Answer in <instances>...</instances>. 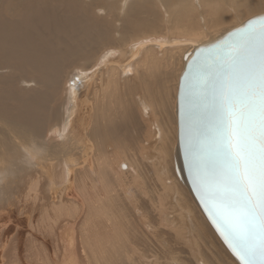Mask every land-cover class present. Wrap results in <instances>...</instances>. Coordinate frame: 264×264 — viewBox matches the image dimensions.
I'll return each mask as SVG.
<instances>
[{
  "label": "bare ground",
  "instance_id": "obj_1",
  "mask_svg": "<svg viewBox=\"0 0 264 264\" xmlns=\"http://www.w3.org/2000/svg\"><path fill=\"white\" fill-rule=\"evenodd\" d=\"M258 1L0 0V264H225L211 236L240 264L185 179L178 90Z\"/></svg>",
  "mask_w": 264,
  "mask_h": 264
},
{
  "label": "snow or ice",
  "instance_id": "obj_2",
  "mask_svg": "<svg viewBox=\"0 0 264 264\" xmlns=\"http://www.w3.org/2000/svg\"><path fill=\"white\" fill-rule=\"evenodd\" d=\"M261 23L245 42L227 46L211 83L206 194L219 201L244 264H256L257 256L264 264V18Z\"/></svg>",
  "mask_w": 264,
  "mask_h": 264
},
{
  "label": "water",
  "instance_id": "obj_3",
  "mask_svg": "<svg viewBox=\"0 0 264 264\" xmlns=\"http://www.w3.org/2000/svg\"><path fill=\"white\" fill-rule=\"evenodd\" d=\"M261 18L264 15L248 20L216 42L195 49L181 75L178 90V145L185 179L209 223L240 264H244L245 257L233 248L230 223L221 218L219 201L206 194L210 190L206 179L211 163L208 142L215 119L211 83L224 63L222 56L227 46L245 42L250 32L261 28ZM255 259L259 264L260 257Z\"/></svg>",
  "mask_w": 264,
  "mask_h": 264
},
{
  "label": "rangeland",
  "instance_id": "obj_4",
  "mask_svg": "<svg viewBox=\"0 0 264 264\" xmlns=\"http://www.w3.org/2000/svg\"><path fill=\"white\" fill-rule=\"evenodd\" d=\"M255 2H259V1H258V0H255ZM201 4H202V1H201ZM245 4H246V3H245ZM245 4H244V5H245ZM260 4H261V3H260ZM262 4H264V2H263ZM215 5H216V4L208 5L207 2H205V3H204V7H205L206 9H205L204 7H202V6H203V4H202V5L200 6V12L204 14V13L206 12V10L209 9V7H211V6H215ZM262 6H264V5H262ZM216 8H217V9H220V10L227 11V10H226L227 7L225 8V7L221 6V5H218V7H216ZM224 8H225V9H224ZM204 9H205V10H204ZM262 9H264V7H262ZM242 10H243V9H242ZM251 10L254 11L255 9H254V10L251 9ZM251 10H249V11H244V12L240 11V14H239V12H237L240 16H243V17H241V18H240V16H239L237 13H235V15L233 14V18L230 19V21H232V22L227 23V25H232L233 22H234V25L236 24L235 22H242V21L244 20V18H245L244 15L247 14V15H246V17H247V16L250 15V12H251V14H255V12L252 13ZM180 11H181V10H180ZM204 11H205V12H204ZM261 11L264 12V10H261ZM261 11H259V12L256 11V14H255V15L260 14ZM161 12H162V11H161ZM241 12H242L244 15H242ZM248 12H249V13H248ZM263 12H262V13H263ZM236 14H237V15H236ZM248 14H249V15H248ZM255 15H254V16H255ZM175 16H176V15H175ZM252 16H253V15H252ZM252 16H251V17H252ZM234 17H235V18H234ZM173 19H176V17H174ZM233 20H234V21H233ZM235 20H236V21H235ZM174 21H175V20H174ZM178 66H181V64H179ZM178 66H177V67H178ZM175 145H176V144H175ZM176 147H177V145L175 146V148H176ZM175 152H176V151H175ZM125 163H126V162H125ZM175 165H176V163H175ZM174 170H175L174 172H175V174H176V178H177L178 175H177V173H176V166H174ZM177 179L180 180L179 177H178ZM180 182H181V180H180ZM199 208H200V207H199ZM201 211H202V210H201ZM212 240H214V241L212 242ZM215 243H216V244H215ZM212 244H213V245H212ZM218 244H219V243L215 240V238H213V236H211V241L208 242V245H210L212 248H213V247H214V248L212 249V248H210V246L207 245L208 249H207V247H206V253H207L206 255H208V257L212 258V260H220L219 255L221 254L223 260H226V259H227V260L225 261V264H227V263H228V264H234L233 261L228 257V255L225 254V252H223L224 250L222 249V247H221L220 245H218ZM216 245H217L218 247H217ZM215 246H216L217 248H216ZM218 248H220V249H218ZM208 250H209V251H208ZM216 250H217V253H216ZM218 250H220L221 252L218 251ZM207 251L210 252V253H208ZM213 252L216 253V255H215ZM210 254H211L212 256H214V257H211ZM218 254H219V255H218ZM222 254H223V255H222ZM217 256H218V257H217ZM225 257H226V258H225ZM228 261H229V262H228ZM213 262H214V261H213ZM216 262H217V264H221L219 261H216Z\"/></svg>",
  "mask_w": 264,
  "mask_h": 264
}]
</instances>
